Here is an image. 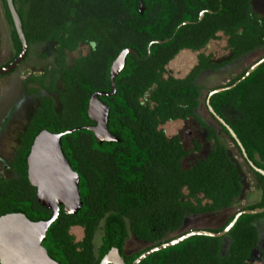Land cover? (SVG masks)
I'll use <instances>...</instances> for the list:
<instances>
[{"label":"trees","instance_id":"1","mask_svg":"<svg viewBox=\"0 0 264 264\" xmlns=\"http://www.w3.org/2000/svg\"><path fill=\"white\" fill-rule=\"evenodd\" d=\"M13 1L29 47L24 62L34 44L51 43L56 48L42 74L25 80L28 94L38 97L39 106L12 163L15 175L0 178V218L8 214H23L32 222L52 218V211L36 199L27 158L42 131L60 134L81 127L85 129L62 137L61 149L80 176L82 208L70 215L61 206L42 243L59 264H100L113 247L122 251L127 221L138 238L159 246L165 237L183 229L189 216L235 208L245 178L217 129L198 114L205 90L198 78L204 71H217L264 48V15L254 10L253 0ZM1 2L15 50L9 64L22 45L7 2ZM220 34L227 39L229 60L211 62V56L202 53L186 77L169 72L168 65L182 51L201 52ZM126 49L138 56L126 57L112 95L110 69ZM68 53L77 54L71 63ZM249 68L223 86L234 85ZM97 92L110 94L99 100L109 108L108 129L117 142L99 143L86 129L95 126L88 105ZM209 94L205 104L209 100L249 160L264 171V63L230 90ZM188 120L206 133L210 151L204 156L203 143L195 140L188 151L179 135L169 137L163 129L169 122ZM218 126L238 149L226 128ZM191 154L201 156L185 167ZM248 168L259 184L260 199L239 208L221 227L206 230L222 232L239 212L264 208V176ZM263 220L264 212L243 214L222 238L193 236L139 264H251L252 250L264 232L258 226ZM74 227L84 229L81 241L71 233Z\"/></svg>","mask_w":264,"mask_h":264},{"label":"water","instance_id":"2","mask_svg":"<svg viewBox=\"0 0 264 264\" xmlns=\"http://www.w3.org/2000/svg\"><path fill=\"white\" fill-rule=\"evenodd\" d=\"M9 12L11 14L15 30L22 45V49L18 57L11 63L0 67V77L13 74L20 67L28 55V43L24 34L21 18L16 10L13 0H6ZM145 11L144 5L140 1V12ZM204 13L201 15L203 17ZM129 54H138L132 49H126L113 62L110 69V84L112 87V95L116 93V78L125 67L126 57ZM264 63V58L257 61L247 70L246 74L232 86H223L214 89L209 96L221 93L237 86L246 79L252 72ZM110 95L104 92H97L92 95L88 105V116L95 123V126L86 127L91 131L99 143L117 142L119 141L112 135L108 129L109 108L100 100V96ZM94 106L99 110V115L94 111ZM206 107L213 119L218 124L226 128L232 139L235 141L240 150L243 159L249 167L264 176V171L258 169L251 162L245 152L244 147L238 140L232 128L219 117L210 106L209 100L206 101ZM84 127L76 130H68L60 134H52L48 131H42L34 140L27 158L28 179L32 186L37 189L36 199L43 207L52 211V218L49 221L32 222L23 214H8L0 218V264H59L54 261L43 247L42 243L46 238L48 228L55 222L59 215L60 207H64L66 214H77L82 208L79 184L80 176L76 173L61 149V139L64 135L74 133L77 130H84ZM49 138V141L47 140ZM264 212V208L255 210H245L239 212L234 220L222 231L211 232L207 230L193 231L184 237L174 240L171 243L162 245L147 253H144L132 264H139L151 253L168 248L185 241L193 236H207L214 238H222L232 230L237 220L243 214H260ZM113 254L116 259L113 261ZM101 264H126L120 256L117 249H113L101 262Z\"/></svg>","mask_w":264,"mask_h":264},{"label":"rangeland","instance_id":"3","mask_svg":"<svg viewBox=\"0 0 264 264\" xmlns=\"http://www.w3.org/2000/svg\"><path fill=\"white\" fill-rule=\"evenodd\" d=\"M253 7L256 12L264 15V0H253ZM220 39L211 41L207 47L201 52L184 51L176 57L167 67L169 72L175 77H183L191 71L196 65L199 54L212 55L217 62L227 61L231 58V53L227 49V39L220 34ZM55 46L51 43L34 44L31 48V53L28 60L23 64L19 70L10 75L0 77V158L6 163L14 155L15 149L20 146L21 138L29 125L30 119L33 116L36 108L39 106L38 97L33 94H28L25 85V80L30 75L38 76L46 66H49L53 61V54ZM86 53V48L82 50ZM15 54V50L11 41L10 27L5 18V12L0 0V67L6 65ZM264 56V48L259 49L240 60H237L217 71L205 72L199 78V83L203 86L214 89L229 83L233 78L240 75L243 71L249 68L258 59ZM77 58L76 53H68V61L71 63ZM29 85V88H32ZM25 90V92H24ZM208 91H206L205 96ZM198 114L208 124L214 126L223 144L228 146L231 156L237 162L245 180L244 192L235 208L231 211H223L215 214L193 215L186 220L185 229H211L219 228L226 223L228 218L239 208L255 203L260 199L261 193L257 180L251 174L247 163L240 155L236 146L227 140L225 135L221 134V129L218 123L213 119L207 110L205 100L202 99ZM231 117V115H230ZM7 124V125H6ZM163 129L166 134L171 137L179 135L186 147V150L192 149V142L196 138L199 142L204 144L202 156L210 148V143L206 142V134L194 122L178 121L169 122ZM220 132V133H219ZM188 159L184 161L185 167L191 166L197 159L196 155L191 154ZM2 163L0 162V167ZM259 229L263 231L264 220L258 224ZM71 233L75 236L77 241L82 239V229L72 228ZM264 239V232H262ZM132 249L139 245L130 241ZM100 241H97L98 245ZM130 247V248H131Z\"/></svg>","mask_w":264,"mask_h":264},{"label":"flooded vegetation","instance_id":"4","mask_svg":"<svg viewBox=\"0 0 264 264\" xmlns=\"http://www.w3.org/2000/svg\"><path fill=\"white\" fill-rule=\"evenodd\" d=\"M85 49V48H84ZM182 52H184V51H182ZM181 52V53H182ZM180 53V54H181ZM179 54V55H180ZM204 55H206V54H204ZM206 56H211V62H217V61H215V58H214V56H212V55H206ZM176 59V58H175ZM198 61H199V55H198V57H197V62H196V65L198 64ZM23 64H25V62L24 63H22L21 65H20V67L23 65ZM195 65V66H196ZM5 66V65H4ZM194 66V67H195ZM20 67H18L14 72H13V74L14 73H16L18 70H19V68ZM193 67V68H194ZM192 68V69H193ZM192 69H191V71H192ZM190 71V72H191ZM189 72V73H190ZM205 72H209V71H204V72H202L201 73V75L203 74V73H205ZM189 73H187L185 76H183V77H177V78H184V77H186ZM40 74H42V72L40 73ZM12 75V74H11ZM201 75L199 76V78L201 77ZM7 76H10V75H7ZM2 77H4V76H2ZM199 78H198V84L199 85H202V84H200L199 83ZM203 86V85H202ZM221 87V86H220ZM215 89V88H214ZM212 91V89H209V88H207V87H205V90H204V92H203V94H202V96H201V100L202 99H204V100H206L205 98H206V96ZM206 91H208L207 92V94H206V96H205V93H206ZM24 92H25V90H24ZM188 121H190V120H188ZM192 121V120H191ZM185 122H187V121H185ZM192 122H194V121H192ZM195 123V122H194ZM196 124V123H195ZM198 126V125H197ZM199 127V126H198ZM200 128V127H199ZM206 134V133H205ZM175 136V135H174ZM182 139V138H181ZM196 141H199L197 138L195 139ZM195 140H193V142L195 141ZM192 142V143H193ZM184 144V143H183ZM185 146V145H184ZM192 147H193V144H192ZM18 149V148H17ZM17 149H15V152H14V155L11 157V159L8 161V162H4L1 158H0V162L2 163V166L0 167V178H11L12 176H14L15 174H14V172L12 171V163L14 162V160H15V158H16V152H17ZM185 149H186V147H185ZM208 151H210L209 149L206 151V153L208 152ZM194 155V154H193ZM206 155V154H205ZM190 156H192V155H190ZM197 156V155H196ZM189 158V157H188ZM188 158H186V159H188ZM185 159V160H186ZM197 159H198V157H197ZM196 159V160H197ZM195 160V161H196ZM193 163H195V162H193ZM192 163V164H193ZM191 164V165H192ZM187 220V219H186ZM185 224H186V222H185ZM224 225V224H223ZM74 228H76V227H74ZM78 228H81L82 229V231H83V235H82V239L84 238V235H85V231H84V229L82 228V227H78ZM126 228H127V230H128V232H127V236H126V238H125V240H124V246H123V249H122V251H120L118 248H116V247H113L103 258H102V260H101V262L103 261V259L109 254V253H111L112 252V250L113 249H117L118 250V252H119V254H120V256L122 257V259H123V261L126 263V264H132L134 261H136L140 256H142L144 253H147V252H149V251H151V250H153V249H155V248H158V247H160V246H162V245H165V244H168V243H171V242H173L174 240H177V239H180V238H182V237H184L185 235H187V234H189V233H191V232H193V231H197V230H206V229H194V230H186L185 229V226L183 227V229H181L180 231H176V232H174V233H172L171 235H168L167 237H165L164 238V240H163V242L159 245V246H155V243H154V245H153V243H151V242H148V241H146V240H143V239H141V238H138L133 232H132V230H133V225L129 222V221H127V223H126ZM208 231V230H207ZM81 239V240H82ZM80 240V241H81ZM101 240V234H98L97 235V237H96V242L97 241H100ZM187 240V239H186ZM130 241H135L134 243H137L138 245H139V247L137 246L136 248H138V249H132V247L130 246V244H131V242ZM183 242V241H182ZM181 242V243H182ZM99 245V244H98ZM174 246H176V245H174ZM131 247V248H130ZM172 247V246H171ZM169 248V247H168ZM164 249H166V248H164ZM161 250H163V249H161ZM156 252V251H155ZM155 252H153V253H151L149 256H151L152 254H154ZM137 254H139V256L135 259V260H133V262H131V263H128V260L130 259V258H133L135 255H137ZM148 256V257H149ZM147 258V257H146ZM145 258V259H146ZM116 258H113V261L115 260ZM144 259V260H145ZM251 264H264V239H263V237H262V239L261 240H259V242H258V244L253 248V250H252V254H251ZM101 262H100V264H101Z\"/></svg>","mask_w":264,"mask_h":264},{"label":"bare ground","instance_id":"5","mask_svg":"<svg viewBox=\"0 0 264 264\" xmlns=\"http://www.w3.org/2000/svg\"><path fill=\"white\" fill-rule=\"evenodd\" d=\"M93 112H95V113H97V114L99 115V110L97 109L96 106H94V111H93ZM47 140L49 141V138H47ZM113 258H116V255H115V254H113L112 259H113Z\"/></svg>","mask_w":264,"mask_h":264}]
</instances>
